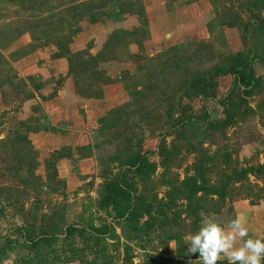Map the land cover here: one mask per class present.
Returning a JSON list of instances; mask_svg holds the SVG:
<instances>
[{"label":"rangeland","instance_id":"obj_1","mask_svg":"<svg viewBox=\"0 0 264 264\" xmlns=\"http://www.w3.org/2000/svg\"><path fill=\"white\" fill-rule=\"evenodd\" d=\"M237 214L264 238V0H0V264H199Z\"/></svg>","mask_w":264,"mask_h":264},{"label":"clouds","instance_id":"obj_2","mask_svg":"<svg viewBox=\"0 0 264 264\" xmlns=\"http://www.w3.org/2000/svg\"><path fill=\"white\" fill-rule=\"evenodd\" d=\"M240 240V246L235 242ZM186 255L198 253L199 264H261L264 259V238L248 236L245 218L239 214L228 223L227 230L214 217L204 219L198 231L187 238Z\"/></svg>","mask_w":264,"mask_h":264},{"label":"trees","instance_id":"obj_3","mask_svg":"<svg viewBox=\"0 0 264 264\" xmlns=\"http://www.w3.org/2000/svg\"><path fill=\"white\" fill-rule=\"evenodd\" d=\"M87 65L81 62V66ZM229 75L232 79V86L236 87L238 89L242 90H249L252 89L255 84H257V78H255L254 75V69L253 67H248L247 65L244 66H237L229 71ZM202 112L206 116V119H208V112L205 106H202ZM193 120H188L185 123H190ZM152 155L151 153H145L143 155H139L135 159H133L129 164H127V168L129 170H132L134 173H142V170L144 166L146 165L147 157ZM122 177V175H121ZM118 178L116 181V189L118 191L116 197L117 199H114V206L113 209L116 212L119 208H121V203L126 204V209L122 210L118 214L114 215V217H110V219L114 220H122V221H128L129 220V213L131 212V209H133L131 205L132 198L134 197V193L132 190L127 186L126 182L122 178ZM133 211V210H132ZM133 216L135 217L136 213L132 212ZM133 220H136V218H133ZM19 237L24 245L27 246H34V245H40L46 240H49V236H41L37 239H31L29 236H27L23 231H18ZM264 260H262L263 264ZM217 264H228L226 261H217Z\"/></svg>","mask_w":264,"mask_h":264}]
</instances>
